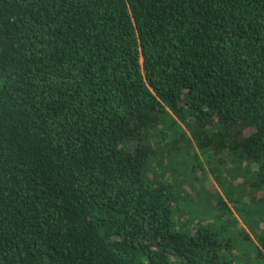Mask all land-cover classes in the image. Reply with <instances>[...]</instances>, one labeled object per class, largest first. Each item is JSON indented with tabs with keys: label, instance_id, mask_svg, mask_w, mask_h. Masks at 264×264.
<instances>
[{
	"label": "trees",
	"instance_id": "1",
	"mask_svg": "<svg viewBox=\"0 0 264 264\" xmlns=\"http://www.w3.org/2000/svg\"><path fill=\"white\" fill-rule=\"evenodd\" d=\"M201 155L264 206V0H0V264H264Z\"/></svg>",
	"mask_w": 264,
	"mask_h": 264
},
{
	"label": "rangeland",
	"instance_id": "2",
	"mask_svg": "<svg viewBox=\"0 0 264 264\" xmlns=\"http://www.w3.org/2000/svg\"><path fill=\"white\" fill-rule=\"evenodd\" d=\"M201 162L204 165V169L201 170L198 168L196 170L197 172L192 174L193 176L190 175L188 177V185H184V188L188 190L189 196L192 199L198 200L201 198H210L209 191L221 193L228 204L227 207L230 206L234 217H236L235 222H231V220L228 222L231 228L228 229L229 232H225L231 235L235 245L244 252L250 250L252 253L255 246L248 242L250 239H245V235L252 239L251 241H253V244H257L258 248L262 249L257 237L259 234L264 236V206H261V204H258L254 200L261 196L260 192L256 189L254 190V188L247 189V186H250V183L247 184V179L244 177L235 176V174L230 171L233 169L232 167L227 166L226 168H222V165L218 166L217 164L214 165L208 163L202 155ZM245 189L246 192L244 191ZM231 192L233 194L232 198L235 200H229L227 195L231 194ZM247 192H249V194H247ZM227 214V209H225V215H223L222 221L229 218ZM182 216V219L185 221L187 220L188 222H191L190 219H192L194 224H196L200 218H196L195 212L193 213L191 209H187V212H184ZM212 220L214 221L215 218L202 216L201 219L204 223H208ZM244 244H247L248 247L245 248ZM236 251L239 252L238 249H236Z\"/></svg>",
	"mask_w": 264,
	"mask_h": 264
}]
</instances>
